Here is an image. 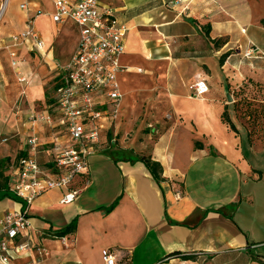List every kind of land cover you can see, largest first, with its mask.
Wrapping results in <instances>:
<instances>
[{
  "label": "crops",
  "instance_id": "crops-1",
  "mask_svg": "<svg viewBox=\"0 0 264 264\" xmlns=\"http://www.w3.org/2000/svg\"><path fill=\"white\" fill-rule=\"evenodd\" d=\"M23 1L0 0V161L7 164L5 173L19 151L32 152L27 139L33 132L41 165L52 158L55 142L67 140L31 117L50 111L60 81L57 64L73 52L58 58L54 43L67 28L75 45L78 37L70 21L39 18L44 49L36 50L29 40L13 47L17 63L12 65L9 49L3 48L11 35L36 11H53L54 0H27L21 8ZM98 6L109 9L124 28L123 70L116 75L120 111L125 103L128 112L134 108L130 100L141 84L128 76L133 70L127 64H140L147 69L144 79L154 75L151 106L158 133L145 154L132 147L91 154L88 182L71 202H61L62 189L38 196L29 209L27 238L45 252L14 253L12 264H104L106 248L117 264H264V254L255 252L264 243V187H257L264 186V170L252 160L264 155V136L248 139L249 128L231 94L244 89L249 78L264 82V57L243 56L248 47L264 51V0H98ZM200 78L207 81L208 93L190 97V85ZM224 109L234 131L220 120ZM142 155L160 164L159 180L137 159ZM20 207L9 195L0 198V218ZM72 221L71 232L53 234Z\"/></svg>",
  "mask_w": 264,
  "mask_h": 264
},
{
  "label": "built area",
  "instance_id": "built-area-1",
  "mask_svg": "<svg viewBox=\"0 0 264 264\" xmlns=\"http://www.w3.org/2000/svg\"><path fill=\"white\" fill-rule=\"evenodd\" d=\"M20 7L26 8L27 0ZM42 17L54 23L70 21L77 27L72 54L65 63L57 64L60 81L50 111L31 117L32 123L43 121L49 128L59 129L67 140L55 142L52 158L41 165L35 156L38 137L33 132L27 139L32 152L11 161L8 190L19 199L21 207L7 210L0 218V264H12L14 253L21 255L33 248L45 252L27 238L32 203L51 189L64 190L62 203L74 200L88 182V157L99 150L101 139H106L120 109L116 75L123 70L119 58L124 52V28L117 24L112 12L100 9L98 0H54L52 12L36 11L26 19L25 27L11 35L10 42L3 46L10 51L12 65L17 63L13 47L29 40L36 50L44 49L45 40L37 28V20ZM243 56L264 57V51L248 47ZM190 88L193 98H203L209 91L204 78L196 79ZM101 256L104 264H117L112 250L103 249Z\"/></svg>",
  "mask_w": 264,
  "mask_h": 264
},
{
  "label": "rangeland",
  "instance_id": "rangeland-1",
  "mask_svg": "<svg viewBox=\"0 0 264 264\" xmlns=\"http://www.w3.org/2000/svg\"><path fill=\"white\" fill-rule=\"evenodd\" d=\"M65 30H67V33L63 30L61 36L54 43V54L58 58L67 57L73 51L75 45L76 38L72 33V30L69 28ZM127 65L129 67L131 66V69L133 70L128 76L133 81H136L138 78V81L141 83L137 86L139 92L133 93V95L136 96H132L133 99L132 101L130 100V102L134 104V108H130L128 112L125 103L123 105V111H120L119 109L116 119L112 122L107 131L106 139H101L99 148L103 152L104 150L111 148L132 147V149H136V154H145L150 149V143L154 140V136H156L159 129V127H157L158 124H154V111H152L153 108L151 106L154 101V89L152 88L154 85V75L151 76L149 73L148 79H144L143 75L147 72L145 67L135 63H129ZM138 68L140 69V72H137ZM241 89L242 92L240 93V98H242V100H236L237 102L236 104L234 103V109L235 111H238L241 118L244 119L247 128L253 127V129L259 130L258 126H261L262 121L258 120V117L254 118L257 114L258 108L256 109L257 111H254L252 104H260L261 101L259 100L264 99V92H261L262 90L257 88L254 84H252V86L244 84V89ZM142 90L146 91L142 92ZM231 94L236 98V96L239 95V90L235 89ZM124 98L125 97L123 96V101ZM248 101L251 106L247 103ZM55 131L57 132L59 129ZM61 139L63 141L65 140L63 138ZM256 147L258 148L259 146ZM256 155L258 156H252V160H257L256 163L259 162L258 164H261L260 168L264 170V155L259 153ZM47 158H50V156H47ZM252 163L255 162L252 161ZM6 165L7 164L4 163V166ZM6 170L7 168L4 169V174ZM257 187L264 186L259 185ZM259 246H261V248H257L255 252L264 254V243H261Z\"/></svg>",
  "mask_w": 264,
  "mask_h": 264
},
{
  "label": "trees",
  "instance_id": "trees-1",
  "mask_svg": "<svg viewBox=\"0 0 264 264\" xmlns=\"http://www.w3.org/2000/svg\"><path fill=\"white\" fill-rule=\"evenodd\" d=\"M260 24L262 26H264V18H262L260 20ZM220 63H222L221 58H220ZM245 84H247V86H252V84H254L257 88H260V90H262L261 92H264V82L254 81V80L249 78ZM241 92H242V89L240 88L239 89V95L236 96L238 100H242V98H240ZM259 101H261L260 104H252V106L254 108V111L258 110L257 114H256V116H254V118L258 117V120H261L262 124H261V126H258L259 130L253 129V127L249 128L248 139L250 141L260 140L261 137L264 136V99H261ZM236 102H235V104H236ZM247 103L250 104L249 101ZM249 106H251V104ZM220 120L223 124L227 125L231 130H233V131L235 130V127H234L233 123L231 122V120L229 119L225 109L223 110V112L220 115ZM194 145L196 147L201 146V144H199L197 141L194 142ZM24 155H26V153L24 151H19V153L16 155L15 159H17L21 156H24ZM137 159L144 163V165L149 169L150 173L152 174V176L156 180L160 179V174L162 172V169H161L160 164L157 161H153L152 159H150L149 156H145V155L139 156ZM4 162L5 161H0V198L9 195V196L13 197L14 199L19 200L14 194L9 192V190H8L9 177H8L7 173L4 174V169L7 168V166H4ZM80 184H81V182L77 183L78 186ZM116 202H117V200H114L110 205H108L105 208V211L109 212L116 205ZM74 227H75V222L72 221L68 225H66L64 228L60 229L59 231H56L53 234L57 237H62L65 234L71 232L74 229Z\"/></svg>",
  "mask_w": 264,
  "mask_h": 264
}]
</instances>
